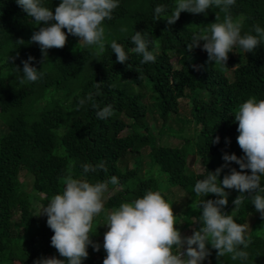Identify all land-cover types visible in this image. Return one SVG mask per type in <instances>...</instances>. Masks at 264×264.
<instances>
[{"label": "trees", "instance_id": "trees-1", "mask_svg": "<svg viewBox=\"0 0 264 264\" xmlns=\"http://www.w3.org/2000/svg\"><path fill=\"white\" fill-rule=\"evenodd\" d=\"M59 2L43 0L53 11ZM159 4L171 10L175 0H119L113 19L103 25L106 45L103 52L81 42L79 49L72 53L67 44L69 41L75 44L79 38L69 34L64 48L49 49L44 57L38 44L28 43L33 32L43 25L27 17L16 0H0V118L5 125V130L0 132V264H12L15 259L34 264L41 257L52 256L62 259L51 246L54 233L46 222L30 231L35 199L22 189L21 171L32 176V191L45 197L62 192L64 185L60 178L69 169L74 178L90 182L115 176L117 185L123 187L105 201V208L111 209L121 202L141 198L147 190L159 191L153 177H137L140 163L138 166L135 162L130 169L122 164L127 155L137 157L136 143H149L146 152L149 166L157 167L169 186L188 195V209L201 199L193 188L196 181L206 175V170L215 172L223 165L225 153L244 155L237 143L238 122H234L233 115L248 98L264 99V44L254 53L244 55L236 47L229 53L226 66L216 64L217 69L203 68L208 56L202 45L190 52L187 45L194 33L215 22L217 15L222 21L225 14L216 7L205 14L182 12L179 20L169 26L166 20L153 18L154 8ZM230 13L234 20L241 22V35L255 34L254 25L264 28V0H236ZM135 31L143 32L151 41L150 50L156 56L154 62L141 64L142 57L130 51L134 47L130 38ZM19 39L25 41L24 45L15 42ZM113 40L129 52L127 62H117L110 47ZM234 52H238L236 57ZM172 55L178 57L177 69L171 66ZM29 56L34 57L32 65L38 70L41 68L43 76L36 82L21 84L22 61ZM99 82L100 95L95 97L96 103L101 108L112 107L111 116L103 120L97 118V110L90 103L79 106V100L95 92ZM143 90L150 94L162 123L169 115L176 114L172 109L176 101L185 99L190 122L197 127L194 140L185 139L179 147L153 143L143 123L146 114ZM54 93L59 96L53 98ZM60 125L63 132L58 137L55 130ZM122 131L124 135H120ZM216 137L219 142L213 143ZM58 148L62 149V154L55 153ZM189 155L195 158L196 172L186 171ZM84 163H104L107 171L82 175ZM117 164L124 170H119ZM231 168L239 170V165L232 162L224 168L219 177L221 181ZM226 191L229 203L223 209L225 214L233 215L237 223L251 221L247 232L251 243L244 249L249 257L246 261L232 260L230 254H226L217 259L216 250L209 244L211 255L203 264H264V219L250 199L233 210L232 201L240 193L235 189ZM215 198L213 194L204 197ZM186 214L183 225L192 226L193 232L200 227L198 205L192 206ZM91 239L100 245L93 236ZM102 249L100 245L97 252L90 245L89 256L83 264H94L93 255H100Z\"/></svg>", "mask_w": 264, "mask_h": 264}, {"label": "clouds", "instance_id": "clouds-1", "mask_svg": "<svg viewBox=\"0 0 264 264\" xmlns=\"http://www.w3.org/2000/svg\"><path fill=\"white\" fill-rule=\"evenodd\" d=\"M236 0H175V6L169 10L167 5L159 4L154 8V20L163 17L169 26L174 25L182 12L205 14L216 7L223 12L224 19L215 16L202 31L194 33L187 51L201 47L206 51L209 62L226 66L229 53L237 46L244 53H254L258 46L264 44V28L253 26L255 34L241 35L242 24L234 20L230 9ZM16 3L31 17L39 27L34 31L28 43L39 45L42 55L47 56L49 49H62L66 46L68 35L79 38V43L96 46L101 52L105 50L106 20L113 19L114 10L119 7V0H60L54 8L43 4V0H16ZM66 30V31H65ZM126 31V29H122ZM134 47L130 51L142 57L140 63L154 62L156 56L150 50L151 41L143 32L135 31L130 38ZM24 45L25 41H15ZM112 52L119 63L129 60V52L124 46L113 40L110 44ZM12 61L15 57L10 58ZM34 57L29 56L23 63L21 84L36 82L42 78L41 68L32 65ZM195 67V66H194ZM18 68V67H17ZM19 69V68H18ZM101 82L96 83L95 92H89L79 100V106L90 103L96 109L98 119H107L112 114L111 105L101 106L95 97L100 95ZM234 122H238L237 143L244 153L237 157L234 153H225L223 165L196 181L193 191L200 197L198 207L200 217L192 235L185 236L176 227L177 216L172 204H169L161 192L147 190L141 198L124 201L117 207L105 208L106 194L109 185H117L118 178L90 182L83 178H74L69 171L60 178L64 185L62 192L46 197L39 215L47 216V226L54 233L51 246L59 253V257H41L34 264H83L88 258V247L95 251L100 245L91 237L93 222L104 213L107 231L103 236V249L106 256L103 264H203L211 255L208 245L216 250L217 259L230 254L232 260H248L247 249L251 243L248 237V225L237 223L231 214H225L229 192L235 189L238 195L232 203L237 209L245 199H250L255 210L264 219V99L250 97L241 103L234 113ZM216 137L213 143H218ZM234 162L239 170L231 168L228 174L219 179L224 168ZM82 175L107 171L104 163H84L81 165ZM213 194L215 199H204ZM248 194V195H246ZM38 215V216H39Z\"/></svg>", "mask_w": 264, "mask_h": 264}, {"label": "rangeland", "instance_id": "rangeland-1", "mask_svg": "<svg viewBox=\"0 0 264 264\" xmlns=\"http://www.w3.org/2000/svg\"><path fill=\"white\" fill-rule=\"evenodd\" d=\"M175 6V5H174ZM174 8V7H173ZM172 8V9H173ZM162 20L163 17H162ZM68 49L74 53L79 49L81 43H72L68 42ZM237 50L240 52L241 55H244L245 53L237 46ZM238 52H234V57H236ZM178 57L176 55L171 56V66L174 69H177L176 61ZM202 59V57H200ZM201 64V62H198V64ZM205 64V65H203ZM202 64L203 68L206 67H214L217 69V65L214 62H209L208 60H205V62ZM225 75L230 76L228 72H225ZM143 103L146 108V114L143 120L144 125L147 127V131L151 136L153 137V143L155 144H163L167 146H175L179 147L184 144V140H194L195 134L197 133V127L194 126L190 122L189 118V107L187 104V101L185 99H178L176 103L172 106V109L176 111V114L169 115L166 117V119L161 122V120L157 116V109L154 107V102L152 98L150 97V94L143 90ZM59 95L54 93L53 98H57ZM5 130V125L3 121L0 118V132ZM56 134L58 137L63 132V125H60L56 128ZM125 131H122L120 135H124ZM151 144H135V149L137 151V157H130V155H127L124 159L122 164L127 168L130 169L132 165L137 162L138 166L140 163V167H138L139 173L136 174L138 178L151 176L154 179L157 180V186L160 192L165 196L166 200L169 202V204H172V208L174 211V214L177 216V225L176 227L180 229L181 233L185 236L192 235V226H185L183 225V219L187 215L186 213L189 212L190 208L193 206L198 205L199 201L193 202L191 206L186 209V202L188 199V195L181 191L180 189L176 187H171L166 183V177L164 174L159 172L157 167L155 166H149L148 159L146 157V152L149 149V146ZM55 153L62 154V149L58 148L55 150ZM117 167L119 170L123 171L124 168L120 167L119 164H117ZM197 165L195 158L192 155H189L186 159V171L189 173V171L196 172ZM19 179L21 182L22 189L27 192L30 196H32L35 201L33 202V209H34V222L31 224L30 231L33 232L36 230L39 224L44 223L47 221L46 215H39L42 211V208L44 204L47 203L46 197L41 194H36L32 191V176L27 173L26 171H21L19 174ZM64 187V186H63ZM123 187V186H121ZM118 185L111 186L109 192L106 194L105 201L111 197L115 191L121 188ZM39 215V216H38ZM251 221L248 220L247 224L249 226V223ZM105 223V216L104 213H101L98 217L95 218L94 224H93V231L96 230V233L93 235V238L100 241V245L103 247V236L104 233L107 231L106 226H103ZM106 256V252L104 249L100 251L99 254L93 255V260L95 261L94 264H103V260ZM12 264H24L23 260L15 259Z\"/></svg>", "mask_w": 264, "mask_h": 264}]
</instances>
